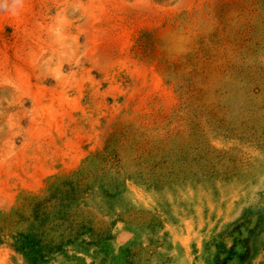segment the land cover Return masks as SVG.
I'll list each match as a JSON object with an SVG mask.
<instances>
[{"label":"rangeland","instance_id":"obj_1","mask_svg":"<svg viewBox=\"0 0 264 264\" xmlns=\"http://www.w3.org/2000/svg\"><path fill=\"white\" fill-rule=\"evenodd\" d=\"M0 264H264V0H0Z\"/></svg>","mask_w":264,"mask_h":264},{"label":"bare ground","instance_id":"obj_2","mask_svg":"<svg viewBox=\"0 0 264 264\" xmlns=\"http://www.w3.org/2000/svg\"><path fill=\"white\" fill-rule=\"evenodd\" d=\"M24 5H25V4H24ZM26 81H27V80H26ZM26 81H25V82H26ZM27 84H28V83H27ZM46 113H47V112H46Z\"/></svg>","mask_w":264,"mask_h":264}]
</instances>
